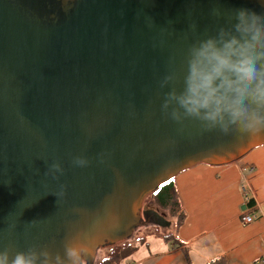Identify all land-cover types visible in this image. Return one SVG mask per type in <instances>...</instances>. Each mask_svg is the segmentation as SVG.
<instances>
[{
    "label": "water",
    "instance_id": "obj_1",
    "mask_svg": "<svg viewBox=\"0 0 264 264\" xmlns=\"http://www.w3.org/2000/svg\"><path fill=\"white\" fill-rule=\"evenodd\" d=\"M241 7L264 14V0H0V248L62 254L72 238L95 264L144 223L171 227L142 214L161 186L264 146V134L181 126L161 109L162 79L180 76L187 48Z\"/></svg>",
    "mask_w": 264,
    "mask_h": 264
},
{
    "label": "clouds",
    "instance_id": "obj_2",
    "mask_svg": "<svg viewBox=\"0 0 264 264\" xmlns=\"http://www.w3.org/2000/svg\"><path fill=\"white\" fill-rule=\"evenodd\" d=\"M224 14L219 7L211 11L216 18ZM183 65L180 76L172 71L160 82L161 88L171 86L161 105L166 118L181 126L196 120L203 131L223 135L264 134V14L245 7L231 10L227 26L187 48ZM72 163L85 167L88 160L77 156ZM63 171L59 162L49 167L55 179ZM14 228L10 225L9 233ZM82 253L72 238L65 240L62 254L38 244L19 249L10 243L0 248V264H85Z\"/></svg>",
    "mask_w": 264,
    "mask_h": 264
},
{
    "label": "crops",
    "instance_id": "obj_3",
    "mask_svg": "<svg viewBox=\"0 0 264 264\" xmlns=\"http://www.w3.org/2000/svg\"><path fill=\"white\" fill-rule=\"evenodd\" d=\"M174 183L186 223L169 239L152 238L162 248L141 254L139 264H187V257L192 264H207L220 256L230 264H264V146L229 165L195 166ZM247 200H254L255 206L248 209ZM244 213L258 218L244 225Z\"/></svg>",
    "mask_w": 264,
    "mask_h": 264
},
{
    "label": "rangeland",
    "instance_id": "obj_4",
    "mask_svg": "<svg viewBox=\"0 0 264 264\" xmlns=\"http://www.w3.org/2000/svg\"><path fill=\"white\" fill-rule=\"evenodd\" d=\"M147 211H156L160 215L164 214L161 213L158 210V208L155 206L154 201L152 199V195L148 196L143 203L142 214L143 212H147ZM165 219L166 221L171 223V227L162 228L159 226H155L154 224L144 223L133 233V236L128 241L101 249L97 254L95 264L104 262V260H106L109 256H114L113 254L115 252H118V254L122 253V255L124 256L126 253H128V251L125 250L126 248L129 250L133 248H138V250H140L137 253L133 254V256L130 257V259L128 260L129 261L128 264L129 263L139 264L140 263L139 259H141V254L149 253L151 251H157L160 248H162V243L158 239H152V238L164 237L165 239H168L169 237L171 238L173 236V230L175 231L177 228L176 224L174 223L173 220H171V217L166 214H165ZM148 225H150V227ZM147 227L149 228L146 229ZM144 241H148L147 242L148 245L139 249L140 243ZM132 243L133 245H131ZM114 262H117L118 264H122L123 261L115 260Z\"/></svg>",
    "mask_w": 264,
    "mask_h": 264
},
{
    "label": "trees",
    "instance_id": "obj_5",
    "mask_svg": "<svg viewBox=\"0 0 264 264\" xmlns=\"http://www.w3.org/2000/svg\"><path fill=\"white\" fill-rule=\"evenodd\" d=\"M152 199L155 206L161 213L171 217V220L174 221L177 229L181 228L186 223L187 212L180 198L177 186L174 183V179L161 186L157 192L152 194ZM246 206L248 209L254 207V200H247ZM136 249L137 248H133L129 250L126 248L125 250H127L128 253L124 256L122 253L118 254V252H115L113 254L114 256H109L106 260H104V262L99 264H118L117 262H114L115 260H122V264H128V260L133 256V254H135ZM187 264H192L188 257ZM207 264H230V262L226 256H220L209 261Z\"/></svg>",
    "mask_w": 264,
    "mask_h": 264
},
{
    "label": "built area",
    "instance_id": "obj_6",
    "mask_svg": "<svg viewBox=\"0 0 264 264\" xmlns=\"http://www.w3.org/2000/svg\"><path fill=\"white\" fill-rule=\"evenodd\" d=\"M257 218H258V216L255 214L246 215V213H244L242 216V223L244 225H248V224H251L252 222H254Z\"/></svg>",
    "mask_w": 264,
    "mask_h": 264
},
{
    "label": "flooded vegetation",
    "instance_id": "obj_7",
    "mask_svg": "<svg viewBox=\"0 0 264 264\" xmlns=\"http://www.w3.org/2000/svg\"><path fill=\"white\" fill-rule=\"evenodd\" d=\"M147 212H149V211H147ZM149 217H151V215Z\"/></svg>",
    "mask_w": 264,
    "mask_h": 264
}]
</instances>
